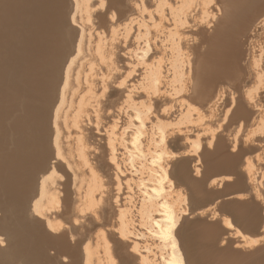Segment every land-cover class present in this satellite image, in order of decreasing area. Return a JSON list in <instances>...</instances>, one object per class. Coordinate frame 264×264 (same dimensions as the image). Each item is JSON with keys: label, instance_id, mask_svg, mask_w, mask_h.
<instances>
[{"label": "bare ground", "instance_id": "6f19581e", "mask_svg": "<svg viewBox=\"0 0 264 264\" xmlns=\"http://www.w3.org/2000/svg\"><path fill=\"white\" fill-rule=\"evenodd\" d=\"M73 5L72 20L79 13L90 26L93 18L94 48L100 50L106 32L114 46L130 54L127 75L133 78L139 71L121 96L137 121L130 135L132 153L118 157L120 167L135 168L136 173L124 174L128 180L122 181L119 165L107 164L111 144L94 153L91 168L80 139H70L65 147L75 158L74 177L61 183L62 195H55L58 199L49 212L60 227L71 230L70 242L72 234L81 232L84 264H183L177 238L186 264H264V143L252 142L264 141V110L256 109V114L253 109L256 101L264 102V0H78ZM66 11V0H0V213L13 215L10 207L22 183L36 177L31 173L49 169L45 138L52 131L46 128L45 112L58 77L55 69L70 51L74 34L64 18ZM190 22L196 28L191 29ZM110 91L119 95L118 89ZM151 104L157 114L148 120ZM68 115L60 127L65 132ZM75 117L74 123L78 114ZM131 124L129 117L122 122L126 128ZM166 132L170 146L185 155L166 159L161 169ZM108 166L113 168L109 182L114 187L109 184L111 189L104 188L102 196L103 188L98 187L103 183H97L96 174L110 175ZM152 172L160 173L159 179ZM144 178L150 183L147 195L139 193ZM171 179L176 186L172 197ZM71 182L76 189L69 187ZM122 188L126 191L119 203L116 196ZM186 204L193 214H185ZM156 210L160 219L153 221ZM109 224L113 230L104 231ZM152 230L157 239L150 235ZM229 231L243 242L241 247L224 235ZM133 233L140 236L128 240ZM58 240L50 244L53 249ZM69 248L68 254L78 253ZM51 256L44 262L55 261ZM8 258L1 263H9Z\"/></svg>", "mask_w": 264, "mask_h": 264}, {"label": "rangeland", "instance_id": "374dc122", "mask_svg": "<svg viewBox=\"0 0 264 264\" xmlns=\"http://www.w3.org/2000/svg\"><path fill=\"white\" fill-rule=\"evenodd\" d=\"M78 0H66L67 4V11L64 14V18L66 19L67 25L70 23L71 27H68V29L73 30V38H72V45L70 51L65 54L63 57L62 62L56 67L57 72V79L53 86L54 92L52 96V100L49 104V106L46 109V128L47 130L52 131V135L50 138H47V141L50 144V149L52 147H56L54 145L53 139L58 135H62V138L65 140H76L80 139L81 145L80 148L83 151H85L86 156L88 158L90 156H93L94 153L101 152L103 148L107 149L109 147L108 144H111V152L113 154L107 155L106 152V162L109 166L110 164L117 163L119 165V171H120V178L126 181L128 178L123 177L125 176H132L131 174L136 173L135 168L120 167V164L118 163L119 158L122 157V153H132V149L130 147V135L132 133L133 127L136 126V120L131 115V111L129 108L124 105L121 99V96L123 94V91L126 89H130V85L133 83V79L138 75L139 71L135 72L134 77L128 76L126 73V66H128V59L130 57V54H127L125 50L120 49L117 46H114L113 43L110 42V38L106 32L102 33V46L100 50H96L94 48V22L93 18L91 17L90 26H87L85 23V18L83 16H79V13L74 16L73 20L71 19L72 13H73V3L77 2ZM72 9V10H71ZM93 9V5H90L89 10L91 11ZM75 12V11H74ZM188 25L191 26V29L196 28V25L192 26L191 22L188 23ZM67 28V27H66ZM264 34V33H263ZM79 45V48H78ZM78 49V50H77ZM67 73V76L65 74ZM126 73V75H125ZM115 75H118L116 78H114ZM125 75V76H124ZM115 79V80H114ZM109 82V83H108ZM75 83V85H74ZM111 86L114 89H118L119 95H112L110 88ZM264 90V87H263ZM263 90L262 93H263ZM138 93V92H137ZM141 92L138 93V95ZM261 93V95H263ZM134 96L136 94H132V103L134 102ZM61 97V100H60ZM113 99L115 100L113 102ZM81 102V105L78 104ZM81 110H80V108ZM173 109V108H172ZM253 109H260L264 110V102H255L253 105ZM258 112V110L255 111V113ZM56 114V116H55ZM69 114V115H68ZM77 121L74 123L76 117L72 119V116L77 115ZM157 112L154 108V105L151 104V110L148 115V120L152 119V116L156 115ZM257 114V113H256ZM262 114V111H261ZM68 115L65 122H63V125L65 126L66 132L61 133V125L59 124V120L61 121ZM127 117L131 118L132 124L131 127H123L122 122L124 119H127ZM133 118V119H132ZM69 119V121H68ZM87 127H92L91 129H88ZM53 129H56L57 131L53 133ZM183 131V129H182ZM186 131V130H185ZM56 133V134H55ZM155 134V131H154ZM87 137H90V142H88ZM203 142V141H202ZM255 144H263L264 141H258L254 140L252 141ZM68 144V142H67ZM163 144L166 146V151L164 155L162 156V160H160V168L162 169L165 166L166 159L171 157H177L185 155L182 151H176L172 146H170L168 142V132H166ZM87 151L90 152L87 154ZM180 152V153H179ZM57 148H54L51 150V157H49V160L46 162V167L49 168L46 173H43L42 171L39 174L38 181L35 185L37 191L35 196L31 199V204H33L37 199H40V197L45 193L48 194V196L43 197L44 199H47L45 202L47 207V211L53 210L56 200L58 199L57 196L55 198V195H62V187L61 183L55 184V187L51 188L49 192H45V186L46 183H44L45 178L50 177H59L60 180H63L65 182H68L71 180V176L74 177V172L66 173L61 170H56V164H55V156L58 155ZM84 153V152H83ZM53 155V157H52ZM90 155V156H89ZM115 157H114V156ZM72 156V154L70 155ZM85 156V157H86ZM77 157V155H76ZM86 160V163L91 168L95 162L93 159ZM117 158V159H116ZM116 159V160H115ZM111 162H109V161ZM113 160V161H112ZM115 162V163H113ZM68 164V165H67ZM65 164V168L72 171L73 168H75V163L73 162H67ZM192 165H197V163L193 160ZM71 165V166H70ZM168 166H171V163L167 164ZM202 165V164H201ZM201 165L197 167H201ZM69 166V167H68ZM108 166V172L107 174L110 175H103L102 173L98 172L96 174L100 175L96 177L98 179L97 183L101 184L98 189L103 188L102 196L106 194L105 190H109L111 188V185L109 186L110 179L113 180V168ZM123 169V170H122ZM126 169V170H125ZM58 171V172H57ZM133 172V173H132ZM170 170H167V174L165 177V181L170 178ZM100 173V174H99ZM112 173V174H111ZM59 174V175H58ZM69 174V175H68ZM154 178L159 179L160 173L152 172ZM145 175V172H144ZM109 177V178H108ZM102 180V182H100ZM105 180V182L103 181ZM163 181V179H161ZM172 181V182H171ZM171 182V188L169 191V196L172 197L174 193L176 192V186L174 183V180H170ZM105 183V184H104ZM124 184V182H122ZM121 183V186H124ZM44 185V187H43ZM69 187L71 189H76V186L74 187L73 182L70 183ZM114 185L112 184V189ZM150 183L145 181V178L143 181H141V184L139 186V193L144 194L149 190ZM165 187V186H164ZM104 188H106L104 190ZM121 188V187H120ZM148 189V190H147ZM134 190V191H133ZM126 189L122 188L117 194V198L119 199L117 202L121 203V198L125 195ZM105 192V193H104ZM114 192V191H113ZM132 192H135V189L132 188ZM119 195V197H118ZM230 197V196H228ZM54 198V200H53ZM227 198V197H225ZM103 199V198H102ZM101 199V200H102ZM112 199V198H111ZM100 200V201H101ZM112 201V200H111ZM119 203H116L115 205H119ZM182 208L181 210H183ZM185 214H193L189 211V206L186 204L185 207ZM214 210V209H212ZM217 215L220 217V212L218 210L215 211ZM161 213L159 210H156L152 217H154L153 221H157L160 219ZM208 219L210 216H206ZM218 217V218H219ZM78 218V219H77ZM98 220H101L100 215L97 213ZM77 221H81V218L76 217ZM113 220V218H112ZM107 228V229H106ZM113 226L109 224L106 225L103 229L106 230H113ZM80 229H83L82 227ZM76 234H72L71 242L75 239L80 237L81 232L76 231ZM174 235L176 232V229L173 231ZM228 233V234H227ZM226 234H224L230 242L233 244V246L241 247V244L243 245V242L241 240H237V236L233 234V231H229ZM231 233V234H230ZM136 233H133L130 235L128 240L135 239L139 234L136 236ZM233 234V235H232ZM151 236H153L155 239H157V236L154 234V231L152 230L150 233ZM2 235H0L1 237ZM75 237V238H74ZM176 238V235L174 236ZM231 239H230V238ZM236 238V239H235ZM227 239V240H228ZM177 240V249L181 255L182 263L186 264L183 250L180 246V242ZM228 240V242H229ZM233 242H232V241ZM235 240V241H234ZM158 240H156V243ZM81 252L84 249V244H81L80 246ZM129 250V249H128ZM163 250L166 251V246L163 247ZM139 252V251H138ZM137 254V253H136ZM63 258H66L63 256ZM163 258V256H162ZM84 259L80 261V264H84ZM6 264V263H5ZM7 264H10L7 263ZM11 264H19L18 262H11Z\"/></svg>", "mask_w": 264, "mask_h": 264}, {"label": "flooded vegetation", "instance_id": "af4514ba", "mask_svg": "<svg viewBox=\"0 0 264 264\" xmlns=\"http://www.w3.org/2000/svg\"><path fill=\"white\" fill-rule=\"evenodd\" d=\"M117 77V75H115L114 76V78H116ZM115 80V79H114ZM109 83V82H108ZM112 89H114L112 86H111V88H110V90H112ZM59 124L61 125V121L59 120ZM88 129H91L92 127H87ZM65 131L62 129V131H61V133H64ZM49 135L47 134L46 135V138L48 137ZM45 138V140L47 141V139ZM49 138V137H48ZM87 140H88V142H90V137H87ZM70 140H64L63 138H62V135H58V139H57V142H56V148L58 149V155L57 156H55L56 158H55V164H56V170H61V171H63V172H66V173H69V172H73L74 171V169L75 168H73V170L72 171H70V170H68L67 168H65V164H67V162H75V158H74V156H70L68 153H66V149H65V147H66V144H67V142H69ZM50 144H49V142L47 141L46 142V148L48 149V158H49V156L51 157V149H50ZM87 153H90V152H88L87 151ZM95 155L96 154H94L93 156H91L90 158L92 159V158H94L95 157ZM90 156V155H89ZM52 157H53V155H52ZM68 165V164H67ZM71 166V165H70ZM69 167V166H68ZM77 171V170H76ZM58 172V171H57ZM77 173V172H76ZM36 175V177L35 176H33V175ZM39 174H40V172H37L36 174H35V172L34 173H31V176H33V177H30V178H28L29 180H28V182H26V184L25 183H22L20 186H21V191L19 192V195H17L18 196V198L16 199V200H13L12 201V203L15 201V205H14V203L12 204V206L10 207V210L13 212V215H12V213L11 212H6L5 210H3V211H5L4 212V214L2 215V212L3 211H1V216H0V222H2V225H1V223H0V226H3L4 228L2 229V231L0 230V232H1V234L0 235H2L1 237H0V254L1 255H3L2 256V258H3V260L4 259H7L8 257V260H9V262H10V257H12L11 258V260H13V262H16L17 260V262L19 263V264H47L48 262H50V261H48V257H50L51 255V253H52V256H54V257H52L51 256V258H49L50 260H54L55 258V261H52L51 263H49V264H72V263H69V262H71L74 258V261H72V262H74V263H76V260H78L77 262H79L80 263V261L82 260V252H81V249H80V246H81V238H75L72 242H70L69 240H68V235L70 234V232H71V230L69 229H67V231L65 230V226H63V225H61V227L56 223V221L54 220L53 221V217H52V215L53 214H51V212H49V211H47V207H48V205H46V201H47V199H44L43 197H45V196H48V194H43L41 197H40V199H38V200H36L33 204H31V199L35 196V194H36V191H37V189H36V187H35V185H36V183H37V181H38V178H39ZM59 175V174H58ZM30 176V175H29ZM31 179V180H30ZM33 180V181H32ZM32 181V182H31ZM44 183H46V186H45V192H49L50 191V189L51 188H53V187H55V184H57V183H62V182H65V181H63V180H60L59 179V177H50V178H45L44 179ZM77 182H78V180H77V178L75 179V184H77ZM32 183V184H31ZM74 184V185H75ZM25 185L27 186L28 185V187H26V188H28V189H26V188H24L25 187ZM30 187V188H29ZM24 188V189H23ZM31 189H32V191H31ZM22 190H24V191H22ZM29 190H30V193L29 194H31V195H29L28 194V192H29ZM34 190V191H33ZM22 192H24V193H22ZM25 192H27V193H25ZM20 193H22V194H24L23 196H22V194H20ZM29 195V196H27V195ZM34 194V195H33ZM20 196V197H19ZM22 196V197H21ZM26 196V197H25ZM23 197H25V198H23ZM28 197V198H27ZM21 198H23L24 200H22L21 199V201H20V199ZM46 198V197H45ZM28 199V200H27ZM17 201V202H16ZM21 203V205H20V203ZM22 202H24L23 204L24 205H22ZM16 204H18V206H16ZM14 207H16L17 208V210H16V208L15 209H12V208H14ZM22 207V208H21ZM9 210V211H10ZM14 210H16L15 212H14ZM17 212V213H16ZM11 213V214H10ZM53 213V212H52ZM6 214H8V215H10V216H8L7 215V217H6ZM20 214H24V215H22V216H20ZM26 214V215H25ZM49 214V215H48ZM51 214V215H50ZM5 215V216H4ZM12 215V216H11ZM15 215V216H14ZM48 215V216H47ZM14 216V218L12 219V217ZM24 216V217H23ZM4 217H6V218H4ZM22 217V218H21ZM27 217V218H26ZM50 217H51V219H50ZM12 220H14L13 221V223H10V222H12L11 221V219ZM23 219L22 221H21V219ZM29 218V219H28ZM28 219V220H27ZM32 219V221H30ZM2 220V221H1ZM34 220V221H33ZM10 221V222H9ZM35 221H37L38 223H35ZM9 222V223H8ZM16 222V223H15ZM20 222H22L21 224H20ZM30 222V223H29ZM31 222H33L32 223V226L36 229H31V228H29L28 227V225L29 226H31ZM50 222H52V224L50 223ZM48 223V224H47ZM54 223V224H53ZM4 224V225H3ZM17 224V225H16ZM24 224V225H23ZM6 225V226H5ZM10 225V226H9ZM15 225V226H14ZM23 225V226H22ZM39 225V226H38ZM55 225H57V226H55ZM17 226V227H16ZM35 226H37V227H35ZM64 228H63V227ZM26 227V228H25ZM29 228V230H28V228ZM12 228V229H11ZM15 230V232H14V230ZM23 229V230H22ZM25 229V230H24ZM48 229V230H47ZM50 229V230H49ZM59 229V230H58ZM27 230V231H26ZM33 230L35 231V232H33ZM63 230H64V233H63ZM24 231H26V232H29V231H32L33 233H34V235H36V236H31L30 237V235H33V233L32 232H29L30 233V235L28 234H26ZM41 233H40V232ZM9 232V233H8ZM12 232V233H11ZM52 232V233H51ZM56 232V233H55ZM60 232V233H59ZM3 233L5 234L4 236H3ZM17 233L19 234V235H17ZM16 234V235H15ZM24 234H25V236H24ZM42 236H41V235ZM58 234V237L56 236ZM44 235V236H43ZM54 235L57 237H54ZM59 235H60V237H59ZM14 236H16V238H14ZM27 236V237H26ZM40 237V239H39V237ZM24 238V240H23V238ZM31 239H30V238ZM36 237H38L37 239H36ZM44 237L46 238V241H45V239H44ZM54 237V238H53ZM67 237V238H66ZM6 240H5V239ZM26 238V239H25ZM28 238V239H27ZM32 238H34L35 240L33 241L32 240ZM58 238H60L59 240H58ZM16 239V240H15ZM40 241H43V242H38L39 240ZM54 239H56V240H54ZM79 239V240H78ZM29 240V241H28ZM30 240H32V241H30ZM38 240V241H37ZM57 240L60 242H58L59 244H58V247H57V244H55V246H54V249L52 248L53 246H51L50 244H53L54 245V242L55 243H57ZM63 240V241H62ZM78 240V241H77ZM15 241L18 243H15ZM19 241V242H18ZM23 241V242H22ZM26 241H28L29 243H27ZM64 242V243H66V245H68L69 244V247H70V245H71V247H72V250L73 251H76V252H78V253H75V252H69V254H68V251H70V248L67 246L66 247V245L65 244H63L62 242ZM75 241V242H74ZM11 242V243H10ZM33 242H34V244H33ZM37 242V243H36ZM70 242V243H69ZM25 243H27V245H25ZM35 243L37 244V246L39 247H37L36 248V245H35ZM43 243H45V244H43ZM73 245H72V244ZM15 246H14V245ZM42 246V244L45 246V245H50L49 246V248L51 249H49L47 246V249H45L46 247H44V248H42L40 245ZM62 244V245H61ZM12 245V246H11ZM17 245H19L18 247H17ZM31 245H35L34 247L36 248H34V247H32ZM61 245V246H60ZM26 246H27V248H26ZM63 246V247H62ZM30 247H32V248H30ZM23 248V249H22ZM43 249V251H42V249ZM61 249V248H63V249H61V250H58V251H61V252H59L58 254H61L62 252H64L65 251V253H66V250H67V248H68V250H67V253L64 255V254H62V255H58L57 254V252L55 251L56 249ZM38 249H41V250H38ZM50 251H49V250ZM37 250V252H34V254H36V256L35 255H33V257H31L30 258V256H32V254L33 253H31L32 251H36ZM45 250V251H44ZM46 250H48L47 251V253H46ZM54 252H53V251ZM64 250V251H63ZM38 251H40L41 253H39ZM22 252V253H21ZM25 252V253H24ZM51 252V253H50ZM31 253V254H30ZM38 253V254H37ZM45 253V254H44ZM74 253V254H73ZM14 254V255H13ZM17 254V255H16ZM29 254V255H28ZM67 254L69 255V256H67ZM73 254V256H71ZM75 254H78V256H79V258H76L77 257V255H75ZM8 255H10V256H8ZM38 255V256H37ZM47 257V259L45 260V256ZM50 255V256H49ZM24 256V257H23ZM56 256H58V257H56ZM63 256H65L66 258H63ZM6 257V258H5ZM40 257H41V260H40ZM45 257V258H44ZM2 258H0V264H2L1 263V261L2 262H4L3 260H2ZM17 258V259H16ZM31 260H30V259ZM39 258V259H38ZM42 258L44 259V260H42ZM69 258H73V259H71V261H70V259ZM15 259H16V261H15ZM34 259V260H33ZM65 259V260H64ZM7 260V261H8ZM24 260H26V261H24ZM39 260H40V262H39ZM21 261V262H20ZM30 261V262H29ZM34 261V262H33ZM36 261V262H35ZM47 262V263H45V262ZM56 261H58V262H56ZM6 262V261H5ZM12 262V261H11ZM27 262V263H26ZM42 262V263H41ZM8 263V262H7ZM78 264V263H77Z\"/></svg>", "mask_w": 264, "mask_h": 264}]
</instances>
